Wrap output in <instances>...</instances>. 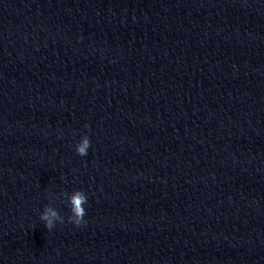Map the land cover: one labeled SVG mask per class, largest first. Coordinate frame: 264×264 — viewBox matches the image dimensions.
<instances>
[{"label": "clouds", "instance_id": "9594fccd", "mask_svg": "<svg viewBox=\"0 0 264 264\" xmlns=\"http://www.w3.org/2000/svg\"><path fill=\"white\" fill-rule=\"evenodd\" d=\"M90 146V139L87 135H85L81 138L80 142L76 144V153L80 156H86ZM62 195L67 196V201L70 208L71 214L67 218L68 222L74 224L77 227L87 223L84 220L86 215L84 205L88 202L87 194L82 190H76L70 196L67 193H63ZM51 196L52 194L49 193L50 199ZM40 220L44 223V226L47 230L53 229L57 223L63 224L65 222V218L50 204L43 208V211L40 214Z\"/></svg>", "mask_w": 264, "mask_h": 264}]
</instances>
